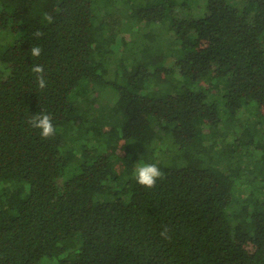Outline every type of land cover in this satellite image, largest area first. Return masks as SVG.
I'll list each match as a JSON object with an SVG mask.
<instances>
[{"label": "trees", "instance_id": "obj_1", "mask_svg": "<svg viewBox=\"0 0 264 264\" xmlns=\"http://www.w3.org/2000/svg\"><path fill=\"white\" fill-rule=\"evenodd\" d=\"M112 1L0 0V264H264V0H205L186 18L189 0H127L134 26ZM99 87L115 100L95 115ZM43 110L47 140L27 124ZM139 159L164 173L154 188L137 184Z\"/></svg>", "mask_w": 264, "mask_h": 264}, {"label": "rangeland", "instance_id": "obj_2", "mask_svg": "<svg viewBox=\"0 0 264 264\" xmlns=\"http://www.w3.org/2000/svg\"><path fill=\"white\" fill-rule=\"evenodd\" d=\"M131 1V0H130ZM133 1V0H132ZM127 0H113L111 2V5L109 7L110 10V16H115V17H124V14H126V16L129 17V14L132 15L134 9H137V7H135L133 10L130 9L128 10V5H127ZM129 4V3H128ZM127 9V10H126ZM175 12L176 15L179 18H186V17H191V16H195V17H200L202 15H204L207 12V4L205 2V0H189L188 4L185 5H177L175 7ZM131 18V17H129ZM137 18V14L132 15V26H134L135 20ZM121 23H123V20L121 21ZM144 28H143V32L145 31H154L157 36L156 39L159 41L162 37L164 38L166 35V27L164 26V24H161L160 22L154 23L152 22L149 25H145L144 23L141 24ZM132 38L130 39V43H129V47H131V45H133V37L134 34H132L131 36ZM166 42V41H165ZM122 55V53H118L117 56L120 57ZM115 59V57L113 58ZM172 61L168 62V65L171 64ZM112 67H116V61L113 60V64ZM11 73V66L8 63L3 62L0 59V78L1 79H5L7 78ZM118 78H120L121 76H117ZM117 77H114V80L117 79ZM113 82V81H111ZM109 87V86H108ZM108 87H99V89L96 91H94L93 93V97H95L96 103L94 108L93 113L95 115L100 113H104L105 110L108 109L109 104L112 102V100H115L114 98V93L112 91H110V89H112L111 87H109L110 89H108ZM114 90V88H113ZM97 93V94H96ZM251 108H254V110H252L250 112V108H243L240 113H239V121L238 124L235 127V133L231 132L227 135V141H233L235 140L243 131V127L242 124H244V122H248L250 120V122H254L257 118L256 115H254L255 111H257V104H255L254 102H252L249 105ZM116 118H114L115 120ZM110 121L104 122L105 126H108ZM264 129V128H263ZM264 132V130H263ZM164 137L165 139L163 140V142H159V145L157 147L156 150V156L158 157V161H160V159H164V160H168V158L170 159L171 153L170 150H168V145L170 148V144L171 142V138L167 133H164ZM222 138L220 137L219 140H221ZM96 143V140L91 141V144L94 145ZM252 151H254L255 155L261 156L262 155V151H259V149H256L254 146H251ZM143 163H147L145 160L143 161L142 159H139L137 162V166L139 164H143ZM248 191V190H247ZM55 259L54 262L56 260H58L56 257H54Z\"/></svg>", "mask_w": 264, "mask_h": 264}, {"label": "clouds", "instance_id": "obj_3", "mask_svg": "<svg viewBox=\"0 0 264 264\" xmlns=\"http://www.w3.org/2000/svg\"><path fill=\"white\" fill-rule=\"evenodd\" d=\"M45 19L50 23L53 20L51 15H47ZM34 37L40 38L43 34L37 30L33 33ZM29 55L32 58H39L43 52L40 45L31 46ZM30 71L35 75L37 87L40 90H44L47 87L48 81L45 76L44 65L33 64L30 67ZM27 124L34 130H39V136L41 139H51L56 135L57 128L53 123V116L44 110L38 114L29 116ZM134 178L140 186L151 189L156 186L158 180L164 179V173L156 163H143L139 164L134 172ZM160 235L168 239V229L165 227Z\"/></svg>", "mask_w": 264, "mask_h": 264}]
</instances>
